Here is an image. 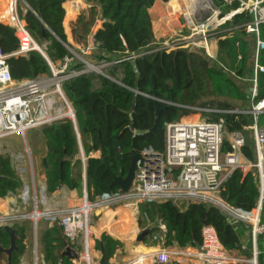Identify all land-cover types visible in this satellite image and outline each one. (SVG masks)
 Returning <instances> with one entry per match:
<instances>
[{"label":"trees","instance_id":"1","mask_svg":"<svg viewBox=\"0 0 264 264\" xmlns=\"http://www.w3.org/2000/svg\"><path fill=\"white\" fill-rule=\"evenodd\" d=\"M23 1L29 8L20 13L21 18L25 17L24 26L38 45L43 42L49 43L48 58L52 64L62 62L65 58H73L69 49L80 54L68 39L84 49L98 18L102 23L92 35L96 53L94 59L109 62L114 55L120 57L119 62L112 66L109 75L80 74L62 83V90L73 111L78 134L80 138H86L89 142L83 147V154L86 189L90 196L118 194L117 187L109 186L114 177H125L133 153L140 154L146 148L161 152L164 123L179 120L191 113L180 106L248 110L251 104L264 97V73L258 72L257 96L250 99L252 84L248 79H251L252 71L249 70L248 63L253 40L244 31H237L235 35L218 40L216 43L218 63H213L202 49L194 47L168 52L156 50L157 45H153L155 39L152 26L155 22L152 23V16H159V13L153 11V6L157 2L171 0H84L90 5L88 17L82 13L81 4L75 3L80 6L79 13L74 6L71 10L65 9L63 3L72 0ZM211 1L220 9L221 15H225L222 12L225 8L228 10L237 8L235 2L226 5L225 0ZM6 9L8 11L4 19L1 15ZM75 14L78 18L70 28L69 35L68 24L75 18ZM10 18L9 0L6 8L2 0L0 21L9 23ZM251 21L252 16L246 13L235 14L220 28L232 29ZM3 23H0V52L11 54L18 49L19 41L14 29ZM257 30L259 39L264 42V23H260ZM132 56H138L134 58L139 74L136 84L135 74L130 66ZM257 62L264 66V51L259 52ZM71 63L73 70L82 67L74 58ZM220 63L228 70L227 72L219 66ZM5 64L15 80H30L40 75L51 74L43 58L36 52L8 57ZM113 75H120V78L114 79ZM230 100L244 103L230 104ZM132 105V112L129 113ZM155 107L160 109L158 117L155 116ZM204 117L214 122L221 120L226 133L242 132L245 127L252 124L250 115L214 114ZM130 124L133 125V131L129 130ZM256 124L264 130V115L257 117ZM135 131L146 133L135 135ZM42 134L46 147L43 164L46 191L51 194L60 187H65L69 191L80 190L79 175L73 174L71 163L77 153L73 123L63 119L45 126ZM228 151V143L224 140L221 152ZM241 152L247 159H253L250 146L244 145ZM95 153H98L97 157L90 156ZM99 158H105L110 171H106ZM20 183L9 158L0 155V199L7 194H14ZM43 193L42 188V195ZM256 196L253 175L238 171L232 172L226 178L219 192V197L227 205L243 212L254 209ZM137 209L139 225L143 224V212L151 219L157 216L162 220L167 229L166 245L174 243L179 248L200 245L204 221L213 228L220 245L227 251H238L248 240L246 238L243 241V231L241 237L237 228L210 205L190 204L183 211V215H177L176 208L169 201L141 203ZM261 217L264 221V206ZM14 228L18 252L12 254V263L19 264L24 251L26 231L24 227ZM247 232L249 237V231ZM61 236V228L55 223L41 231L39 245L45 264H57L59 261L58 248L62 246ZM98 240L102 241L105 260L108 261L120 244L106 235ZM8 244V235L0 231V248H6ZM263 258L264 249L260 253L259 264H264ZM1 260H4V256L0 254ZM60 261L62 264H70L66 259Z\"/></svg>","mask_w":264,"mask_h":264},{"label":"built area","instance_id":"2","mask_svg":"<svg viewBox=\"0 0 264 264\" xmlns=\"http://www.w3.org/2000/svg\"><path fill=\"white\" fill-rule=\"evenodd\" d=\"M188 1L187 9L181 14L179 21L181 32L186 29L187 33L179 34L169 42H163L156 50L168 52L179 48L194 47L202 49L205 55L212 59L215 55L209 50L208 44L211 43L210 37L213 32L220 29L235 14L246 13L252 16L251 22L232 29H225L223 32L235 35L237 31H244L253 40V77L250 80L252 84L250 99H254L257 96L256 75L258 72L264 73V66H260L257 62L259 52L264 51V42L259 39L257 30L258 25L264 23V0H225L226 5L237 3V8L226 14L227 16L221 15L220 9L211 0ZM200 12L208 14L199 20L196 16ZM0 23L3 22L0 21ZM10 23L3 24L14 29L19 47L11 54L0 52V140L14 134L24 135L27 131L51 125L64 118L65 116L59 114L58 111H56L58 118L51 116V110L55 105L52 94H57L60 100L68 105L61 92L62 83L80 74H94L96 69L101 67L94 65L92 61L81 59L79 60L82 64L81 70L71 71L60 76L62 71L66 70L68 63L73 61V58L63 59L60 70H53L51 62L45 57V63L52 74V79L38 76L30 80H15L11 77L5 60L8 57L24 56L29 52L37 51V49L29 32L17 17L14 21L10 18ZM93 32L88 36L86 48L76 47L80 54L86 55L95 50ZM202 41L206 42L197 44ZM136 57L138 56H132L131 60L133 61ZM118 62L119 60L108 63L102 61V67H109ZM219 66L225 72L228 71L223 65L219 64ZM53 80L55 83L51 82ZM52 89L54 91H51ZM48 96L50 98H47ZM180 107L191 113L188 117L164 123L161 152H155L151 148L142 150L135 166L132 187L127 193L104 195L101 196L102 198L95 197L96 200L93 203H89L86 194H84L80 206L68 209L59 217L58 226L70 245L76 249L79 238L84 240V243L83 241L81 243L82 253L78 255L77 261L91 264L87 239L89 237V215L92 212L108 210L116 205L129 204L128 206L136 209L141 203L169 201L176 208L177 215H183L185 208L193 203L210 205L227 220L243 223L249 231L248 240L241 245L238 251H227L220 245L213 228L206 224L201 229L200 248L197 250L194 247L195 251L188 254L185 251L187 247L179 248L174 243L166 245L167 229L162 220L157 216L151 219L146 212H143L142 227L139 228L135 221L134 239H137L141 232L146 231L147 234L143 240L145 244L150 245V248L144 253L135 254L122 264H259V256L264 249V221L261 217L264 206V130L257 126L256 121L259 115H264V97L255 104H251V108L248 110H219L199 106ZM214 114L251 116L252 124L249 128L245 127L244 129L248 128L251 131L252 160L247 159L241 152L245 145V139L241 132L225 134L221 120L214 122L204 117ZM71 116L73 117V115ZM72 117L68 118L71 120ZM76 137L79 142L78 134ZM225 137L229 151L222 153ZM235 171L242 174L250 173L254 177L257 196L254 209L250 212L233 209L219 197L223 182ZM22 182L19 202L15 199L12 202L13 206L17 204L27 206L33 200L36 205L34 180L31 185L25 181ZM84 185L85 180L83 179ZM42 188L40 186V191ZM26 216L30 217L25 214L13 215L12 220L24 221ZM31 219L34 223V218ZM33 251L34 264H45L43 255L37 251L35 239ZM57 264L62 263L59 260Z\"/></svg>","mask_w":264,"mask_h":264},{"label":"rangeland","instance_id":"3","mask_svg":"<svg viewBox=\"0 0 264 264\" xmlns=\"http://www.w3.org/2000/svg\"><path fill=\"white\" fill-rule=\"evenodd\" d=\"M1 1L2 0H0V3H1ZM7 2H8V0H6V2L4 0L5 8L7 5ZM9 3L11 4L12 0H9ZM69 3L70 4H72V3L81 4L82 13H84V15L87 17L89 16V9L88 8L90 5L86 4L84 2V0H72V1L66 2V4H69ZM188 3H189V1H187V0H171L169 2H161L160 1V2H157L153 6L154 7L153 11L159 13V16H155V17L152 16V23L155 22V24L152 26L154 39L156 37V38H158L157 39L158 41L160 40V42L157 44L156 49L158 47H160L163 42H169L170 40L179 36V34L184 35L187 33L186 29H184L181 32L182 29H181V25H180L179 21H180L181 14H183L184 11L187 9L186 6ZM12 5H13V7L12 8L10 7L12 21H14L17 17L18 21L22 23V18L20 16V13H23L27 9L26 3H24L23 0H15V4L13 1ZM64 5H65V3H64ZM14 6H15L16 16L14 14ZM72 6H73V4H72ZM7 11H8L7 9H6V11H3L2 15H1L2 18H4V16H7L6 15ZM230 11H232V10H230V9L228 10L226 8L222 10L223 14H225V15L228 14ZM206 14H208V13L200 12L196 16V18L199 20H202L203 16L204 15L206 16ZM77 18H78V15L75 14V18L72 21H70L68 24L69 35H70V28L73 27V23ZM9 23H10V21H9ZM96 25H97V23H95V26L93 27L92 31H95L96 29L99 28V27L96 28ZM224 30L225 29H223V27L218 29L217 31L213 32V34L210 37L211 43L208 44L209 50L212 51L215 55V57H213L211 59L213 61V63L217 62V59H216V43L218 42V40L232 36L231 33L223 32ZM30 36H31L32 40L35 42V44L41 49L40 51L46 55L47 59H49L48 58L49 43L43 42L41 45H38L37 42L35 41V39L33 38V36L31 34H30ZM68 40L70 41L72 46L76 49V47L78 45H76L73 41L71 42L70 39H68ZM87 43H88V39H87ZM45 51H46V53H45ZM34 52H36L39 56H41L43 58V60L45 61L44 57L39 52H37V51H34ZM69 53L73 56L74 60H76V61L77 60L79 61L81 59H83V60L87 59L88 61H92L94 63V65L102 67V62L96 61L94 59L93 52H92V54H90L88 52L85 55V54H79V53L77 54L76 52H74V50L69 49ZM73 53H74V55H73ZM105 63H108V62H105ZM62 64H63V62H56V63L52 64L53 70H60V68H61L60 66H62ZM250 64H251V58L249 60L248 65H250ZM72 65H73L72 63H68L66 70H63L62 73L60 74V76H64L65 74H67L68 72H71V71H76V70L72 69ZM112 66H114V65H112ZM112 66L102 67L101 73L104 76H106L107 74L109 75L110 70L112 69ZM79 70H81V69H79ZM94 75H97V72L94 73ZM40 76H46L47 78L52 79V74L40 75ZM119 76L120 75H113V78L118 79V78H120ZM53 89L51 91H54ZM61 92H62L63 96L65 97V94L62 90V86H61ZM52 96H53V98H55V105H54L53 109L51 110V116L53 118H58L56 111L60 108L61 110L63 109L62 111L67 112L68 108H67V105L63 101L60 100V98L57 94L53 93ZM47 98H50V97L48 96ZM65 99H66V97H65ZM230 102L234 103L235 101L230 100L229 103ZM67 103H68L69 107L71 108V105L69 104L68 101H67ZM235 103H238L241 105L244 102L240 101V103L239 102H235ZM71 111H72V108H71ZM72 113H73V111H72ZM63 114H64V112H63ZM63 119L70 120L66 116L64 118H62L61 120H63ZM61 120H59V121H61ZM70 121L72 122V120H70ZM56 122H58V121H56ZM44 127H41V128L39 127L37 129L27 131L26 134H24V135L14 134L12 136H8L7 138L0 140V155L7 156L9 158L11 167L15 171V174L17 175V177L19 178V181L21 182L20 187L17 188V190L14 192V194H12V195L7 194L6 197H4L3 199H0V223L9 224L12 227L18 226V227H24L25 228L26 237L24 239V242H26L25 245L29 249L30 248L32 249V252L31 251L29 252V250L26 251V259L25 260L28 263L31 260L30 264H34V261H33L34 239L36 240L37 251L39 252L40 251L39 236H40L41 231L44 228L51 227L54 223L58 226L59 217L68 210V208H65V207L64 208L57 207L56 204H54L56 199H57V198H55L56 196H52V194L48 193L46 191V188H45L43 161H44V157H45V153H46V147H45V139H44L43 134H42V129ZM75 127H76V123H75ZM73 128H74V125H73ZM248 128H249V126H248ZM248 128L244 129L241 132V135L245 139V145H248L252 148V135H251V131ZM74 131H75V138H76V136L78 134L77 128H76V130L74 128ZM76 132H77V134H76ZM225 134H229V133L225 132ZM78 136H79V134H78ZM224 140L227 141V138L225 137ZM76 142H77V139H76ZM86 145H87L86 144V138H80V136H79V143L77 142V153L75 154V156L72 158V161H71L72 167H73V174L79 175V179H80V183H81L80 190H76L77 203L79 204V206L81 205L84 194H86L87 200L89 203H93L96 200L95 197L90 196V193L87 191L86 180H85V185L83 186V179L85 178V176H84L85 156L83 154V147H85ZM90 156L97 157L98 153L91 154ZM32 171H33V174H32ZM22 172H24V173H22ZM32 180H34V183L36 185V194H35L36 195V205H35V202L33 200L27 206L26 205L21 206L19 204H17L16 206H13L12 202H14L15 199L17 200V202H19L18 197L21 193L22 183H23L22 181H25L26 183L31 185ZM40 186H42L44 188V193L42 196L40 195V189H39ZM58 197L63 198L64 196L61 193L58 195ZM128 205H116L114 208L110 207V209H108L109 211L107 209L96 210L95 212H92L89 215V221H88L89 237L88 238H89L90 244L92 246L96 245L95 239L98 240L103 235L109 236L108 233H106L105 231H107L106 228H110V224H108V222L106 223V221L108 220L107 218H108L109 214L113 215V213H116L118 218H120V219L123 218L124 220L126 219V223L130 224L129 227H131V228L129 229V231H130V234H132V238L130 239L131 242L128 239L129 240L128 243H130V245H131L129 248V252L127 251L125 246L123 248L120 247L119 250H121L120 251L121 254L118 257H120V258L131 257L132 255H134L135 253L140 251V248L136 247L137 239L136 238L133 239L134 238V234H133L134 222H132V220L137 221L139 228L142 227V224L139 225L138 209L137 208L135 209L133 207L131 208ZM17 207H18V209H17ZM127 207H130V209H126ZM35 210H36V212H34ZM32 213H33V217H34V214H37L39 216L37 219L36 227L34 226L33 220L29 216H26L24 221L12 220L13 215H17V214L31 215ZM131 213H134V216H132L133 214H131ZM40 215H42V216L40 217ZM127 217H128V219H127ZM228 221H230V220H228ZM230 222L234 223L233 225L235 226V228H237V232L241 235V237H242V231H243V238H242L243 241L246 238H248V232H247L248 228L246 226H244L243 223L238 222V221H235V222L230 221ZM131 230H132V232H131ZM128 238H129V236H128ZM82 241L84 243L83 238H79L78 245L80 243H82ZM144 245H146V244H144ZM185 251L188 252V254H192L195 250H194V247H187ZM90 256H91L90 263L91 264H97L98 259L100 257L98 248H96L94 246L93 251L91 248ZM0 264H4V261L1 260ZM82 264H84V263L82 262Z\"/></svg>","mask_w":264,"mask_h":264},{"label":"crops","instance_id":"4","mask_svg":"<svg viewBox=\"0 0 264 264\" xmlns=\"http://www.w3.org/2000/svg\"><path fill=\"white\" fill-rule=\"evenodd\" d=\"M65 3V5H64V7H65V9H67V10H71V8H72V4H66V2H64ZM63 3V4H64ZM10 4V3H9ZM15 7V6H14ZM97 25H96V28L97 27H100L101 26V23H102V20L100 19V18H98L97 19ZM158 38H156L155 37V43H153V45H157L159 42H160V40L158 41L157 40ZM157 42V43H156ZM251 48H252V50H251V64L248 66V68H249V70H251L252 71V67H253V63H252V61H253V47L251 46ZM36 49H38V50H41L39 47L37 48L36 47ZM90 54H92V53H90ZM93 55H94V57H96V53H95V50L93 51ZM118 58H120V57H118V55H114V56H112V61L114 60H117ZM112 61H110V62H112ZM104 62V61H103ZM108 62V61H107ZM252 77H253V73H252ZM252 77H251V79H252ZM250 79V78H249ZM248 79V82L251 80H249ZM86 144L88 145L89 144V142H88V139H86ZM42 190V189H41ZM63 194V198H60V197H58V195L59 194ZM52 194V196H56L55 198H57L56 199V201H55V203L54 204H56V206L57 207H62V208H68V209H70V208H75V207H78L79 206V204L77 203V197H76V191H69L67 188H65V187H60L57 191H55L54 193H51ZM131 207V206H130ZM130 207L129 208H126V209H130ZM108 212V211H107ZM132 214V213H131ZM113 216H115V217H113ZM133 216H134V214H133ZM108 220L106 221V223L108 222V224H110V228H106V230L107 231H105L106 233H108V235L113 239V240H116V241H118L119 242V244H120V246L118 247V248H116V250H115V252H114V255L112 256V258L111 259H109L108 260V264H122V263H125V262H127L128 260H130L135 254H137V253H144L145 251H147L149 248H150V245H148V244H146V245H144L145 244V242H144V240L142 241V242H138V241H136V247L137 248H140V251L139 252H137V253H135L134 255H132L131 257H126V258H120V257H118L120 254H121V250H119L120 249V247H126V249H127V251L129 252V248H130V243H128V241L132 238V234H130V231H129V229L131 228V227H129L130 226V224H127L126 223V219L124 220L123 218L122 219H120V218H118V216L116 215V213H113V215L112 214H109L108 215V218H107ZM127 219H128V217H127ZM135 221L136 220H132V222H134V230H135V227H136V223H135ZM47 228H50V227H47ZM44 229H46V228H44ZM43 229V230H44ZM111 230V231H110ZM134 230H133V234H134ZM131 232H132V230H131ZM128 236H129V238H128ZM135 236V235H134ZM25 237H26V235H25ZM28 238V237H27ZM97 238V237H96ZM129 239V240H128ZM134 239V238H133ZM96 240L97 239H95V244H96ZM26 241V240H25ZM90 241V240H89ZM89 241H88V252H89V255H90V253H91V248H92V251H93V248H94V246H96V245H89ZM133 241V240H132ZM247 241V240H246ZM246 241L243 243V244H245L246 243ZM130 242H131V240H130ZM25 243L26 242H24L23 241V244H24V251H23V253H22V255L20 256V259H19V264H30V262H31V260H30V262L28 263L25 259H26V251L27 250H29V252L31 251L32 252V249L30 248H28L26 245H25ZM70 245V244H69ZM73 249H75V247H73V245H70ZM90 248V249H89ZM75 251L77 252V254L78 255H81V253H82V249H81V243L78 245V246H76V249H75ZM40 253H41V251H39ZM42 254V253H41ZM43 255V254H42ZM58 256H59V251H58ZM90 258H91V256H90ZM60 259H64V258H60V256H59V260ZM66 260H69V259H66ZM99 260V259H98ZM69 262H70V264H82V262L81 261H76V262H73V261H71V260H69Z\"/></svg>","mask_w":264,"mask_h":264},{"label":"water","instance_id":"5","mask_svg":"<svg viewBox=\"0 0 264 264\" xmlns=\"http://www.w3.org/2000/svg\"><path fill=\"white\" fill-rule=\"evenodd\" d=\"M72 4L74 7H76L78 9L77 12L79 13L80 6L75 4V3H72ZM27 8H28V6H27ZM24 19H25V17L22 18L23 24H24ZM42 36L44 37V32L42 33ZM130 66L132 68V71L135 74V84H136L139 74L136 70L134 60L130 62ZM98 75H103V74L99 73ZM132 108H133V105H132L129 113L132 112ZM70 110H71V108H70ZM159 112H160V109L155 107V116L156 117H158ZM72 115H73V113H72ZM71 120H72V123L74 125L75 130H76L74 116L72 117ZM129 130L133 131V125L132 124H130ZM145 133H146L145 131H135L134 132L135 135H144ZM99 138H100V135H99ZM76 139H77V137H76ZM77 142H78V139H77ZM100 151H101V143L99 141L98 152H100ZM139 158H140V155L138 153H133L131 161H130V165H129V168H128V171H127L125 177L124 178L114 177L113 181L111 182L109 187L110 188L117 187L119 189V193H121V194L127 193L130 190V188L132 187V183L134 180L135 166H136V163L139 160ZM99 160H100V163L105 166L106 171H110L109 167L106 164L105 158H99ZM43 164H44V161H43ZM84 176H85V168H84ZM84 180H85V178H84ZM202 225L205 226L206 222L205 221L202 222ZM34 226L36 227V218H34ZM0 231H3L4 233H6L8 235V243H9L8 247L0 248V254L5 256V264H13L12 263V254L15 252H18V247L16 246V239H17L16 229L13 228L9 224L2 223V224H0ZM146 234H147L146 231L141 232L139 234V236L137 237V241L142 242L143 239L145 238ZM97 243H98V251H99V255H100L97 264H106L105 252L103 249L102 241L98 240ZM61 245L62 246L60 248H58L60 258L69 259L71 261H77L78 260L77 252L69 245V243L63 237V235L61 236ZM193 247H195L197 250L200 248V246L196 245V244H194Z\"/></svg>","mask_w":264,"mask_h":264},{"label":"bare ground","instance_id":"6","mask_svg":"<svg viewBox=\"0 0 264 264\" xmlns=\"http://www.w3.org/2000/svg\"><path fill=\"white\" fill-rule=\"evenodd\" d=\"M13 1H15V0H12V3H13ZM187 1H188V0H187ZM12 3L9 4V7H11V8L13 7ZM203 42L205 43L206 41H202V42H200V43L198 42L197 44H202ZM36 47L38 48L37 45H36ZM37 51H39V53H40L41 55H43L44 57H46V55H45L44 53H42L40 50L37 49ZM100 71H101V67H99V68L96 69V72H97V73H99ZM51 82H52V83H55V80H53V81H51ZM54 99H55V98H54ZM61 108H62V107H61ZM67 108H68L67 112L62 111L63 109L61 110L60 108H59L57 111H58L59 114H61V115H62L63 112H64V114H63L64 116L72 117V116H71L72 114H71V111H70V107H69V105H67ZM61 112H62V113H61ZM63 115H62V116H63ZM43 190H44V189H43ZM40 195L42 196V190L40 191ZM34 212H36V211H34ZM34 212H33V213H34ZM33 213L30 215V217H31V218H36V219H38L39 216H38L37 214H34V217H33ZM133 214H134V213H133ZM41 216H42V215H40V217H41ZM88 241H89V238L87 239V245H88Z\"/></svg>","mask_w":264,"mask_h":264},{"label":"flooded vegetation","instance_id":"7","mask_svg":"<svg viewBox=\"0 0 264 264\" xmlns=\"http://www.w3.org/2000/svg\"><path fill=\"white\" fill-rule=\"evenodd\" d=\"M13 228H14V226H13ZM3 261H4V264H5V256H4V260Z\"/></svg>","mask_w":264,"mask_h":264}]
</instances>
